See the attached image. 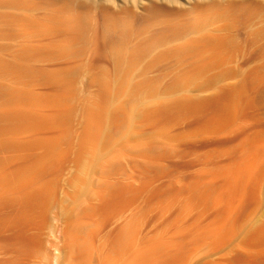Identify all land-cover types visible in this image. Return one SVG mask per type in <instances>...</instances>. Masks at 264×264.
Here are the masks:
<instances>
[{
  "label": "rangeland",
  "instance_id": "rangeland-1",
  "mask_svg": "<svg viewBox=\"0 0 264 264\" xmlns=\"http://www.w3.org/2000/svg\"><path fill=\"white\" fill-rule=\"evenodd\" d=\"M234 1L0 0V264H264V0ZM210 3L235 4L220 41L176 56ZM124 67L156 92L135 151L117 114L101 119ZM105 126V160L75 193Z\"/></svg>",
  "mask_w": 264,
  "mask_h": 264
},
{
  "label": "bare ground",
  "instance_id": "bare-ground-1",
  "mask_svg": "<svg viewBox=\"0 0 264 264\" xmlns=\"http://www.w3.org/2000/svg\"><path fill=\"white\" fill-rule=\"evenodd\" d=\"M24 1V0H23ZM172 1V0H171ZM235 1H237V0H235ZM234 1V2H235ZM19 2H20V0H19ZM204 2V1H203ZM209 2H211V1H209ZM209 2H207V3H209ZM217 2H218V0H217ZM217 2H215V4H217ZM232 2V1H231ZM16 3H18V2H16ZM207 3H205V4H207ZM230 3V2H229ZM19 4V3H18ZM213 4V3H212ZM221 4V3H220ZM226 4V3H225ZM239 4V3H238ZM242 4V3H241ZM23 5V4H22ZM199 5V4H198ZM210 5H211V3H210ZM209 5V6H210ZM218 5V4H217ZM235 5V4H234ZM234 5H233V7H232V5H231V7H229V8H224V9H220L218 6L216 7V5H211L212 7H210L209 8V6L208 7H206L207 9H203V13H195V15L193 16L194 18H192L191 19V22H189L188 24H186L185 25V28H184V30H186V33L188 32L189 34H192V35H194V34H196V37L194 38V40H190V38L188 39L189 40V42H187V40H185L186 41V44H185V42H184V45L185 46H182L181 44V47L179 48L178 47V49L177 48H175L174 50H175V54L177 53V55L176 56H178L179 54H181V53H179V52H182L186 47L187 48H189L188 49V51L190 50L191 51V48L193 49V47H195L196 45H198V46H201V45H205L206 43V45L205 46H207V45H210V44H217V42H219V41H217V39H215L214 37H212L213 35H211L210 34V32H212V30H214L215 31V29H219V28H217L218 26H219V21H222V19L224 18V17H226V15H228L227 13L228 12H230V11H232V10H234ZM247 5V4H246ZM250 5V4H249ZM254 5V4H253ZM203 6V5H202ZM201 6V7H202ZM226 6V5H225ZM243 6H244V4H243ZM252 6V5H251ZM200 7V8H201ZM238 7V6H237ZM247 7V6H246ZM192 8V7H191ZM205 8V7H204ZM217 8H219V9H217ZM245 8V7H244ZM255 8V7H254ZM242 9V8H241ZM253 9V8H252ZM197 10V9H196ZM199 10H201V9H199ZM250 10V9H249ZM255 10V9H254ZM254 10H253V12H254ZM202 12V11H201ZM247 12V11H246ZM62 13V12H61ZM60 14V13H59ZM63 14V13H62ZM189 15H190V13H188ZM58 15V13H56V17H58L57 16ZM52 16V15H51ZM55 16V15H54ZM64 16V15H63ZM74 16V15H73ZM188 16V15H187ZM22 17V16H21ZM76 17V16H75ZM52 18V17H51ZM73 18V17H72ZM71 17H69V18H65V20L67 19L68 21H74L73 19H72ZM56 19V18H55ZM64 19V18H63ZM79 19V18H78ZM188 19V18H187ZM220 19V20H219ZM226 19V18H225ZM223 20V21H226V20ZM29 20V19H28ZM61 20V19H60ZM80 20V19H79ZM228 20H230V19H228ZM63 21V20H62ZM222 21V22H223ZM76 22H80V24H78V26L79 25H81V20L80 21H78L77 19L75 20V26H77L76 24ZM33 23V22H32ZM31 23V24H32ZM74 23V22H73ZM224 23V22H223ZM223 23H221V24H223ZM34 24V23H33ZM63 25H65L66 26V24L67 23H62ZM61 24V25H62ZM117 24V23H116ZM220 24V25H221ZM224 24H226V23H224ZM29 25H30V23H29ZM71 25V24H70ZM118 25L121 27V28H125L126 27V23L124 22V21H121V22H118ZM167 25V24H166ZM117 26V25H116ZM180 26V25H179ZM223 26V25H222ZM228 26H229V23H228ZM228 26H227V28H228ZM30 27H32L31 25H30ZM80 27V26H79ZM220 27V26H219ZM120 28V29H121ZM180 29H181V27H180ZM222 30V33H223V29H221ZM76 31V30H75ZM122 31H124V30H122ZM182 32V31H181ZM184 32V31H183ZM264 32V31H263ZM119 34V33H118ZM171 34V33H170ZM211 35V36H210ZM226 35V34H225ZM189 36V35H188ZM168 37V36H167ZM172 37V36H171ZM184 37V36H183ZM190 37V36H189ZM187 38V37H186ZM219 38V37H218ZM223 38V37H222ZM182 39V38H181ZM118 40V39H117ZM123 40V39H122ZM176 40V39H175ZM179 40V39H178ZM225 40H227V39H225ZM180 41V40H179ZM182 41V40H181ZM181 41H180V43H181ZM184 41V40H183ZM155 42V41H154ZM153 42V43H154ZM157 42V41H156ZM155 42V43H156ZM176 42V41H175ZM212 44V45H213ZM175 45V44H174ZM211 45V46H212ZM116 46V45H115ZM198 46H197V48H198ZM230 46V45H229ZM61 47V46H60ZM63 47V46H62ZM65 47V46H64ZM67 47V46H66ZM191 47V48H190ZM201 47H203V46H201ZM215 47V46H214ZM214 47H212L213 49H214ZM217 47H219L218 45H217ZM223 47V46H222ZM136 48V47H135ZM216 48V47H215ZM221 48V47H220ZM176 49H177V51H176ZM194 49H196V47L194 48ZM202 49V48H201ZM210 49V48H209ZM218 49V48H217ZM221 49H223V48H221ZM139 50V49H138ZM171 50H172V48H171ZM113 51V50H112ZM199 51V50H198ZM202 51V50H201ZM204 51V50H203ZM221 51V50H220ZM171 52V51H170ZM195 52H197V51H195ZM206 52H207V50H206ZM213 52V51H212ZM222 52H224L223 50H222ZM115 53V52H114ZM121 53V52H120ZM171 53H173V52H171ZM170 53V54H171ZM185 53V51H183L182 52V54H184ZM194 53V52H193ZM198 53V52H197ZM116 54V53H115ZM114 54V55H115ZM127 54V52H125V54L124 55H122V56H124V57H122V56H120V57H122V58H124V59H122V60H124V62H126V64L128 65H126L127 67H129V64H130V67H132L131 66V64L132 63H130L131 62V60H126L125 61V56H127L126 55ZM201 54V53H200ZM225 54V53H224ZM112 55V54H111ZM117 55H118V53H117ZM130 55V57L132 56V54H129ZM128 55V56H129ZM137 55V54H136ZM143 55V54H142ZM172 55V54H171ZM193 55V54H192ZM197 55V54H196ZM204 55V54H203ZM211 55V54H210ZM141 56V55H140ZM180 56V55H179ZM190 56V55H189ZM199 56V55H198ZM206 56V55H205ZM212 56V55H211ZM219 56V55H218ZM222 56V55H221ZM117 56H115L114 57V59L116 58ZM118 57H119V55H118ZM120 57L118 58V59H120ZM135 57V56H134ZM133 56H132V58H134ZM142 57V56H141ZM140 57V58H141ZM182 57V56H181ZM204 57V56H203ZM209 56H207V58H208ZM180 58V57H179ZM192 58V57H191ZM195 58H196V56H195ZM194 57H193V59H195ZM206 58V57H205ZM224 58H225V56H224ZM126 59H128V57L126 58ZM190 59V58H189ZM133 60H135V59H132V61ZM1 62V61H0ZM121 63H122V61H120ZM197 62V61H196ZM200 63V62H199ZM210 63H211V61H210ZM223 63H224V61H223ZM211 64H213V63H211ZM119 65V64H118ZM200 65V64H199ZM202 65H204V64H202ZM124 66H125V63H124ZM222 66V65H221ZM121 67V66H120ZM129 67V68H130ZM208 67V66H207ZM125 69L124 70H122L121 71V69H120V71H118V72H120L119 74V76H118V74L116 75V77H118L117 79H116V82H114L115 84H114V87L112 86V88H113V91L111 92L112 93V95L110 94L109 96L110 97H108V99H106V102H105V106H104V104H103V106H104V111L102 110V112L103 113H101V119L102 118H104L105 120H106V124L108 125V122L109 121H112V119L114 118V115H118V119H119V124H120V127H119V141L120 142H122V145L123 144H133V146H135L134 148H133V150L135 151L136 150V148H139L138 146H140L139 144H141V143H138L137 142V139L135 138L136 137V135H137V132H136V124H137V121H138V118H139V120L141 119L142 120V117H141V115H143V113L145 114V111H147V107H149L148 105H149V99H151V97L152 96H154V93H156V92H154L153 91V89H152V87H150L149 88V86H146V85H143V87L141 86V88L140 89H138V87H137V89H136V87L133 85L132 86V84L131 83H129V78H128V73H127V71H128V69L129 68H126V67H124ZM215 68H217L216 66H215ZM220 68V67H219ZM135 69V68H134ZM133 69V70H134ZM202 69H203V67H202ZM132 70V71H133ZM129 71H130V69H129ZM117 72V73H118ZM197 72V71H196ZM199 72H201V71H199ZM198 73V72H197ZM221 73V72H220ZM131 74V73H130ZM219 74V73H218ZM200 76H201V73H200ZM199 76V77H200ZM222 76V75H221ZM192 77V76H191ZM219 77V76H218ZM128 78V79H127ZM198 79V77H196V78H194V80H197ZM215 79V78H214ZM109 80V79H108ZM107 80V81H108ZM112 80V79H111ZM182 80V79H181ZM190 80V79H189ZM215 80H217V79H215ZM106 81V82H107ZM113 81V80H112ZM115 81V80H114ZM206 81V80H205ZM110 82V81H109ZM143 82V81H142ZM181 82H183V81H181ZM186 82V81H185ZM211 82V81H210ZM140 83V82H139ZM107 84V83H106ZM147 84H149V83H147ZM184 84H186V83H184ZM209 84V83H208ZM108 85H109V83H108ZM111 85V84H110ZM136 85V84H135ZM181 85V84H180ZM188 85H189V83H188ZM202 85V84H201ZM182 86V85H181ZM196 86V85H195ZM194 86V87H195ZM103 87V86H102ZM106 87V86H105ZM175 87V86H174ZM186 87V86H185ZM178 88V87H177ZM181 88H183V87H181ZM105 89V88H104ZM206 89V88H205ZM107 89H105V90H103V91H106ZM181 90V89H180ZM111 91V90H110ZM179 91V90H178ZM108 93V92H107ZM167 94H169L168 92H166ZM20 94V93H19ZM22 95V94H21ZM63 95V94H62ZM156 95V94H155ZM157 95H158V92H157ZM159 95H161V92H160V94ZM164 95H165V92H164ZM163 95V96H164ZM30 96V95H29ZM120 96H126L125 97V100H126V102L125 103H123V105H122V107L119 109H117V111L115 110L116 109V105H115V103H117L118 101H119V99L122 101H125L124 100V98L123 99H121V97ZM127 96H128V99H127ZM166 96H168V95H166ZM24 97V96H23ZM153 98V97H152ZM161 98V97H160ZM25 99V98H24ZM27 99H29V98H27ZM26 99V100H27ZM56 99V98H55ZM157 99V98H156ZM162 99V98H161ZM10 100V99H9ZM64 100V99H63ZM152 100V99H151ZM154 100V99H153ZM169 100H171L170 98H169ZM20 101V100H19ZM23 101V100H22ZM157 102V100H154V101H152L153 103L154 102ZM162 101V100H161ZM172 101V100H171ZM35 102V101H34ZM60 102V101H59ZM64 102V101H63ZM166 102V99L165 100H163L161 103H162V105L164 104V103ZM169 102L170 101H168L167 100V103L169 104ZM24 103V102H23ZM91 103V102H90ZM147 103H148V105H147ZM153 103H151V104H153ZM27 104V103H26ZM32 104V103H31ZM155 104V103H154ZM166 104V103H165ZM61 105V104H60ZM89 105H91V104H89ZM93 105V104H92ZM115 105V106H114ZM118 105V104H117ZM159 105V104H158ZM167 105V104H166ZM59 106V105H58ZM87 106V105H86ZM111 107V110L109 111V108ZM30 107V106H29ZM65 107V106H64ZM90 107V106H89ZM102 107V106H101ZM109 107V108H108ZM118 107V106H117ZM152 107V106H151ZM154 107H156V106H154ZM162 107V106H161ZM27 108V107H26ZM65 108H67V107H65ZM95 108H97V107H95ZM112 108H114V109H112ZM164 108V107H163ZM88 109V108H87ZM90 109V108H89ZM98 109V108H97ZM103 109V108H102ZM153 109V108H152ZM167 109V108H166ZM64 110V109H63ZM63 110H61V111H63ZM67 110V109H66ZM69 110V109H68ZM93 110V109H92ZM91 110V111H92ZM154 110V109H153ZM160 110V109H159ZM163 110V109H162ZM169 110V109H168ZM33 111V110H32ZM31 111V112H32ZM105 111H106V113H105ZM149 111V110H148ZM151 111V110H150ZM65 112V111H64ZM67 112V111H66ZM86 112V111H85ZM84 112V113H85ZM90 112V111H89ZM100 112V111H99ZM117 112V113H116ZM164 112V111H163ZM20 113V112H19ZM62 113V112H61ZM26 114V113H25ZM64 114V113H63ZM68 114V113H67ZM92 114H93V111H92ZM99 114V113H98ZM12 115V114H11ZM20 115H21V113H20ZM24 115V114H23ZM84 115V114H83ZM95 115H96V112H95ZM147 115V114H146ZM150 115V114H149ZM154 115H156V114H154ZM8 116V115H7ZM6 116V117H7ZM10 116V115H9ZM13 116V115H12ZM25 116H27V115H25ZM89 116H90V114H89ZM145 116V115H144ZM16 117V116H15ZM58 117H60V116H58ZM99 117H100V115H99ZM141 117V118H140ZM86 118H89V117H87L86 116ZM10 119V118H9ZM18 119V118H17ZM27 119V118H26ZM33 119V118H32ZM85 119V118H84ZM92 119V118H91ZM144 119V118H143ZM95 120V119H94ZM24 121V120H23ZM84 122H85V120H84ZM90 123H91V121H89ZM97 122V121H96ZM102 122V121H101ZM95 123V122H94ZM93 123V124H94ZM89 124V123H88ZM98 124V123H97ZM118 124V123H117ZM117 124H116V126H117ZM139 124V123H138ZM93 126H95V125H93ZM92 126V127H93ZM99 126V125H98ZM88 127H89V125H88ZM91 127V128H92ZM112 127V126H111ZM86 129H88V128H86ZM85 131V130H84ZM91 131V130H90ZM95 131H96V129H95ZM109 129H108V126H105V128H103V130L101 129V133L99 134V139L96 137V139L98 140L97 142H96V145L95 146H93V145H91L92 147H90V149L88 148V147H86V145L88 144H90L91 142H93V141H91L90 143H89V138L85 141L87 144H83V147H85L84 149H83V151L82 152H84L85 153V155H86V157H83V160H84V162H86V163H83V164H85V166H83L84 167V169L83 168H81V169H83V171H82V176L79 178L78 177V179H77V181H76V183H77V190H75V193H76V191H77V193L78 194H80V195H82L83 194V196L84 195H87L86 193H88V190L87 189H89V186L88 185H90L89 184V182L90 181H88L87 180V178H88V175L94 170V169H97L98 170V166H99V164L103 161V160H105L104 159V157H105V155H107L106 153V150L105 149H107L108 148V150H109V146L107 147V144L108 145H110V143H108V142H110V135H109ZM100 132V131H99ZM88 133V132H87ZM91 133H95L94 131L93 132H91ZM97 134V135H98ZM88 135V137H90V133H88L87 134ZM87 135H85L86 137H87ZM93 136L92 137H94L95 135L94 134H92ZM96 135V136H97ZM112 135V134H111ZM118 136V135H117ZM141 137V136H140ZM91 138V137H90ZM116 138V137H115ZM96 139H95V141H96ZM117 139V138H116ZM116 139H113V141L114 140H116ZM57 141V140H56ZM64 141V140H63ZM84 142V141H83ZM84 142V143H85ZM112 142V141H111ZM119 142V143H120ZM94 143V142H93ZM112 143H114V142H112ZM134 143H136L135 145H134ZM58 144V143H57ZM81 144V143H80ZM92 144V143H91ZM143 144V143H142ZM141 144V145H142ZM85 145V146H84ZM87 145V146H88ZM58 146H60V143H59V145ZM115 146H117V145H115ZM131 146V145H130ZM83 147H81L80 148V150L83 148ZM106 147V148H105ZM120 147V146H119ZM58 148V147H57ZM86 148H88V149H86ZM117 148V147H116ZM50 149H53V148H50ZM59 149V148H58ZM112 149V148H111ZM119 149H121V148H119ZM131 149V148H130ZM138 150V149H137ZM55 151V150H54ZM46 152V151H45ZM50 152V151H49ZM59 152V151H58ZM57 152V153H58ZM81 152V153H82ZM80 153V152H79ZM84 153H82V154H84ZM110 153H112L111 151H110ZM109 152H108V155L110 154ZM120 153V152H119ZM124 153V152H123ZM123 153H121V154H123ZM52 155V154H51ZM55 155H57V154H55ZM85 155H83V156H85ZM119 155V154H118ZM58 156V155H57ZM79 156H80V159H82L81 158V154H79ZM111 157L113 156V155H110ZM120 156V155H119ZM48 157V156H47ZM108 157V156H107ZM49 158H50V156H49ZM110 158V157H109ZM46 159V158H45ZM86 159V160H85ZM50 160V159H49ZM107 161H109L108 160V158H107ZM111 161H112V159H111ZM115 162V161H114ZM81 163V162H80ZM103 163V162H102ZM78 164V163H77ZM102 165V164H101ZM78 166V165H77ZM102 168V167H101ZM96 170V171H97ZM95 172V171H94ZM93 173V172H92ZM90 176V175H89ZM89 179V178H88ZM74 187H75V184H74ZM46 188V187H45ZM43 189V188H42ZM43 190H45V189H43ZM40 191V190H39ZM87 191V192H86ZM40 193V192H39ZM41 193H42V191H41ZM89 194V193H88ZM79 195V196H80ZM88 196V195H87ZM49 197V196H48ZM82 198V197H81ZM74 208V207H73ZM75 209V208H74ZM69 213V212H68ZM81 213V212H80ZM73 214H74V212H73ZM72 214V215H73ZM71 215V214H70ZM67 219H68V217H67ZM78 219V218H77ZM77 222V221H76ZM70 223V222H69ZM73 224V223H72ZM72 224H71V226H72ZM81 224V223H80ZM79 224V225H80ZM81 225H83V224H81ZM85 225V224H84ZM73 226H76V224L75 225H73ZM78 226V225H77ZM86 226V225H85ZM75 228H77V227H75ZM74 228V229H75ZM78 228H81L82 230H83V228L80 226V227H78ZM77 228V229H78ZM73 229V230H74ZM81 229H79V230H81ZM78 230V232L77 233H81V232H83V231H79ZM76 231V230H75ZM127 231V230H126ZM71 232V231H70ZM72 233V232H71ZM76 233V232H75ZM74 233V234H75ZM126 233V232H125ZM131 233V232H130ZM133 233V232H132ZM73 235V234H72ZM82 235V234H81ZM75 236V235H74ZM74 236H73V238H74ZM85 236H87V235H85ZM71 237V235H69V238ZM81 237V236H80ZM83 237V236H82ZM127 237V236H126ZM68 238V239H69ZM76 238V237H75ZM77 238H79V236H77ZM86 238V237H85ZM72 239V238H71ZM83 239V238H82ZM73 240H75V239H73ZM72 240V241H73ZM84 240H86V239H84ZM72 241H71V245H72ZM76 241V240H75ZM87 241V240H86ZM69 242H70V240H69ZM74 242V241H73ZM82 242V241H81ZM74 244V243H73ZM81 244V243H80ZM83 245V244H82ZM133 245V244H132ZM135 245V244H134ZM71 247V246H70ZM71 248H73V247H71ZM77 248V247H76ZM120 248V247H119ZM133 248H134V246H133ZM132 248V249H133ZM74 249V248H73ZM87 251V250H86ZM132 251V250H131ZM81 252V251H80ZM129 252V251H128ZM131 254V253H130ZM129 255V254H128ZM121 256V255H120ZM127 258V257H126ZM125 263V262H124ZM130 263H132V262H130ZM129 264V263H128Z\"/></svg>",
  "mask_w": 264,
  "mask_h": 264
}]
</instances>
